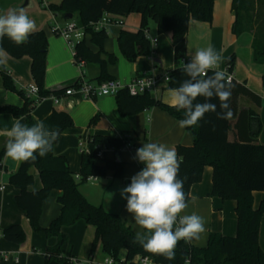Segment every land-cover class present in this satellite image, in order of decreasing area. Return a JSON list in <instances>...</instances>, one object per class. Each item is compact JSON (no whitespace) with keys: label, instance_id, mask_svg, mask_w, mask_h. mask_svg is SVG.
Segmentation results:
<instances>
[{"label":"trees","instance_id":"16d2710c","mask_svg":"<svg viewBox=\"0 0 264 264\" xmlns=\"http://www.w3.org/2000/svg\"><path fill=\"white\" fill-rule=\"evenodd\" d=\"M264 3V0H261ZM214 0H61L51 3L48 8L63 20H69L66 15L72 14L78 25L91 36V41L100 49L94 52L83 38L76 42L75 57L86 63H95L100 67L99 82L113 79L107 71L109 64H116V55L106 53L102 57L103 44L107 38V30H95L93 24L107 13L129 15L140 13L142 16L140 28L137 31L123 29L118 36L119 48L123 56L135 61L139 56L152 54V42L147 34L149 21L152 20L159 33L171 32L174 47L175 68L170 75L169 89L178 88L188 77L182 73L180 60L186 54V41L189 22L191 19L210 22L213 16ZM236 21L233 28L235 34L254 31L255 50L258 59L264 61V28L256 29L248 15L249 0H233ZM50 30L35 31L29 36L28 42L17 46L7 37L0 40V46L17 58L28 55L32 59V80L39 87L40 98L53 94L61 95L69 87L50 91L45 88L47 71L48 33ZM229 70L235 66V55L227 59ZM3 83L6 89L17 91L25 95V91L17 88L13 78L4 66H0ZM209 75L213 71H209ZM114 80V79H113ZM264 82V80H263ZM232 95L230 106L232 117L219 119L216 113L209 112L197 125L188 127L193 133L194 142L190 146H177V157L180 162L179 179H184V192L189 200L191 185L203 178L205 167L213 169L212 190L210 196H217L223 200L236 201L237 234L233 237L211 232L205 246H197L181 240L175 249L174 259L168 260L164 256L154 255L144 250L134 242L136 231L128 225L118 212L105 209L102 205L90 202L81 192L80 186L87 182L89 176H104L108 171L114 172L115 178H122L125 171L124 162L116 157L107 159L101 155L102 149H112L117 156L125 147L126 140L121 136L104 135L89 132L87 151L82 152L79 172H74L65 156L54 154V146L59 141L61 133L67 128L75 126V122L67 112L53 111L43 121L49 128H58L60 135L53 145V151L45 157L37 156L36 161H22L18 170L10 176V183L19 189L15 200L25 212L34 231H43L49 237H56L55 245L48 247L45 253L46 264H74L71 256L66 255L68 237L62 232L64 226H70L79 220L95 227V240L102 245L106 255L119 258L125 252L126 260L136 255H149L156 264H264V251L259 244V228L264 214V198L258 207H254L255 191L264 192V144L256 142L262 123L259 113L251 109H239L238 97L245 95L260 103L259 97L244 85L232 81ZM117 109L122 116H133L146 109L159 107L177 119H183V110L156 99L151 93L132 95L127 88L116 94ZM197 102H204L198 97ZM212 103L219 100L213 98ZM35 106L34 100L26 97L22 107L0 106V114L11 113L15 117L25 116L27 125L31 126L37 120L31 115ZM102 119L95 115L89 126H96ZM233 119H236L233 122ZM235 129L237 139H229V132ZM131 139V138H130ZM132 140V139H131ZM6 155V144L0 148V173L3 170V158ZM32 168H37L43 186L38 190H31L34 183ZM79 175L80 178L77 179ZM54 189L61 195L57 197L61 205V213L54 218L48 227L43 228L39 219L43 203ZM7 241L22 244L26 240V233L20 224H12L2 230ZM189 261V262H187Z\"/></svg>","mask_w":264,"mask_h":264},{"label":"crops","instance_id":"0c3cea01","mask_svg":"<svg viewBox=\"0 0 264 264\" xmlns=\"http://www.w3.org/2000/svg\"><path fill=\"white\" fill-rule=\"evenodd\" d=\"M46 2L50 4L47 0ZM232 2L233 0H214L213 16L210 22L190 20L185 56L191 59V55L197 49L211 46L221 56L217 70L226 71L228 70V57L235 55V66L232 71L235 82L249 88L260 100V103H257L251 98L241 95L238 97V107L239 109L256 110L259 113L262 129L256 142L264 144V61L259 60V55L256 54L254 31L234 33L236 15L231 5ZM19 8H24L28 16L35 21V31L50 30L55 23L62 25L65 22L59 15L56 22L54 13L48 6H43L40 0H0V14H6L10 9ZM107 14L113 19V22L107 23L105 26L107 38L104 41V51L101 55L104 58L106 53L117 56V63L109 64L107 67V71L113 79L122 82V84H128L143 72L153 69L171 71L175 68V51L171 32L159 33L156 24L150 20L147 34L149 38L156 39L152 48L153 52L150 55L139 56L135 61L130 62L123 56L119 48L118 36L123 29L131 32L137 31L140 28L142 16L140 13H131L125 16ZM84 39L94 52L99 51L100 48L91 41L89 34H86ZM73 54V49L67 40L50 30L45 76L46 89L55 91L64 86H71L83 72L85 78L90 82L100 83L98 81L100 67L95 63L85 62L84 67L81 68L75 63ZM31 63L32 59L28 55L20 58L10 55L5 67L17 88L24 91L29 85L35 83L32 80ZM2 78L3 75L0 71V106L22 107L27 97L26 93L23 95L17 91L6 89ZM170 90L168 86H162L151 95L171 105ZM69 102H73V105H70ZM55 110L70 114L75 126L61 133L59 141L54 146V154L65 156L70 168L77 173L78 169L75 170L73 167L77 166L79 156L81 165V143H85L81 141L77 151L74 150V145L77 144L78 138L84 137L87 141L90 131L104 135H127L132 139L135 148H140L145 143H158L174 148L177 152V146H190L194 142L191 130L188 127H179L180 119L175 118L169 112L159 107H152L133 116H122L117 109L116 97L112 95L97 99H85L75 94L69 98L65 96L60 104H56L52 96H48L35 102L30 113L37 121H41ZM97 114H100L102 119L96 126L90 127L91 119ZM17 119L22 124H27L25 116L15 117L11 113L0 114V130L10 129ZM235 120L233 119V122ZM237 136L235 129L229 132L230 140H236ZM6 141V137H0V148L6 144ZM135 154L134 150L122 149L118 155L126 164V176L123 180H128L129 184L131 177L145 167L143 163L134 159ZM105 157L113 160L117 154L114 150H107ZM21 162L7 155L3 158V170L0 173V248L5 252V259L0 264H46V250L56 244L57 238L49 237L43 231H34L25 212L16 203L15 197L19 193V189L13 186L9 179L18 170ZM31 173L34 176V183L29 186V189L38 190L43 186L39 171L37 168H32ZM212 176L213 169L210 166L205 167L202 180L191 185L187 201L189 207L184 213L195 212L204 217L206 221V231L201 235L199 241L194 242L197 246H205L211 232L230 237L237 234L236 201L223 200L220 197L209 195L212 190ZM109 178L110 182L106 189L116 183L117 178L114 177V172L110 174ZM80 190L90 201L89 194L82 190L81 186ZM59 195H61L60 190L54 189L43 203V211L39 219L43 228L48 227L51 221L61 213V205L57 201ZM253 196L254 207H258L264 198V192L255 191ZM191 197L196 198L195 202ZM122 201L117 202L111 199L106 201L110 205H106L104 202L96 205H102L108 211L118 212L134 231H144L135 224L132 215L127 212V201L123 198ZM16 223L20 224L26 233V240L22 244L7 241L2 235L4 228ZM62 232L68 237L67 256L74 257L84 264H105L103 260L106 254L102 250L101 243L95 240L96 232L93 225L79 220L74 225L64 226ZM259 244L264 251V214L259 228ZM124 255L125 252H122L120 256L124 257Z\"/></svg>","mask_w":264,"mask_h":264},{"label":"clouds","instance_id":"9594fccd","mask_svg":"<svg viewBox=\"0 0 264 264\" xmlns=\"http://www.w3.org/2000/svg\"><path fill=\"white\" fill-rule=\"evenodd\" d=\"M36 30V24L24 8L10 9L0 14V40L7 37L17 46L26 44ZM10 54L0 46V66H7ZM221 56L211 46L197 49L191 60L185 63L182 73L188 78L178 88L170 90L171 105L183 110L184 118L178 121L181 128L192 127L213 112L219 119H230L233 115L230 98L232 77L218 71ZM212 70L213 74L209 75ZM203 97L204 102H197ZM219 100L217 104L212 99ZM60 130L49 128L43 121L29 126L19 119L10 129L0 130L6 137V155L16 161H36L53 151ZM134 159L145 165L131 177V183L121 190L127 201L126 210L132 220L144 231L135 233L134 242L145 251L171 260L179 241L191 244L199 241L206 231L205 219L192 212L184 214L189 207L184 192V179L178 178L180 162L176 150L164 144L145 143L136 150ZM195 202V197H191Z\"/></svg>","mask_w":264,"mask_h":264},{"label":"built area","instance_id":"2783aa9c","mask_svg":"<svg viewBox=\"0 0 264 264\" xmlns=\"http://www.w3.org/2000/svg\"><path fill=\"white\" fill-rule=\"evenodd\" d=\"M40 2L43 6H49L46 0H40ZM57 16L58 15L54 13V19L56 22H57L56 20ZM110 22H113V19L110 18L108 14H105L104 16H102V18L99 21L93 24V27L95 30H101L105 28L107 23H110ZM50 30L64 37L67 40L69 46H71V48L73 49L75 63L78 64V66H80L81 68L84 67L85 61L78 60L75 57L74 46L76 42L81 41L86 35V32L84 31V29H82V27L78 25L77 21L70 18L69 20H65L64 24L62 25L59 23H55V25L52 26ZM150 40L152 42V48H153L154 44L156 43V39L150 38ZM190 60L191 59L189 57L183 56L180 60V63L182 66H184V64L190 62ZM227 69L228 70L224 72L230 75L233 81L234 75L232 71L229 70L228 65H227ZM171 72L172 70L171 71H163V70L158 71L157 69H153L149 72H143L142 74L138 75L128 84H122V82H119L116 79L114 80L109 79V80H106L100 83L96 82V84H94L85 78V75L83 72L80 75V77L76 80V82L73 85L67 87L61 95L53 94L51 96L54 99V102L56 104H60L61 102H63L65 96L69 98L72 95L78 94L85 99H97L99 97L106 96V95L116 96V94L121 89H124V88H127L130 94L132 95H139V94H144L147 92L152 94L158 88L162 86H168L169 81H170ZM25 93L27 97L34 100V102H37L38 100L42 99L39 96V87L35 83L29 85L26 88ZM69 104L73 105V102H69ZM121 138H124L126 140V144L123 149L134 150V151L138 149V148H135V146H133L132 140L130 139L129 136L123 135L121 136ZM81 150L82 152L87 151L88 150L87 144L85 146V144L81 143ZM107 150H112V149H102L100 151V154L101 155L105 154ZM78 178H80L79 175L77 176V179ZM97 178H98L97 176H89L87 177V181H92ZM4 257H5V252H3L2 249L0 248V263L3 259H5ZM70 260L74 264H84L78 261L76 258L74 259V257H70ZM103 261L105 264H156L155 260L149 255H136L131 260H126L125 257H121V256L119 258H115L114 256L106 255Z\"/></svg>","mask_w":264,"mask_h":264},{"label":"rangeland","instance_id":"374dc122","mask_svg":"<svg viewBox=\"0 0 264 264\" xmlns=\"http://www.w3.org/2000/svg\"><path fill=\"white\" fill-rule=\"evenodd\" d=\"M49 3H59L61 0H47ZM250 8L246 15L249 16L252 24L256 26V29L262 31L264 28V3L261 0H249ZM76 19V18H73ZM74 57V54L72 55ZM69 129V128H67ZM65 131V130H64ZM86 144V138H78L77 144L74 145V150L77 151L80 148V142ZM86 146V145H85ZM79 160L77 161L76 165L73 168L75 170L80 169V156L78 157ZM112 172L108 171L104 176L98 177L96 181H88L81 185L82 190L89 194L90 201L95 204L105 203L107 204V200L114 199L115 201L123 202L121 197V190L129 185L128 180L125 181L123 178L126 176V170L124 171V175L122 178H117L116 183L113 184L112 187H107L110 182V174ZM117 197V198H116ZM124 205V204H123ZM110 207V206H109Z\"/></svg>","mask_w":264,"mask_h":264},{"label":"water","instance_id":"95a60500","mask_svg":"<svg viewBox=\"0 0 264 264\" xmlns=\"http://www.w3.org/2000/svg\"><path fill=\"white\" fill-rule=\"evenodd\" d=\"M68 18H72V14H68L66 15ZM118 158H120L119 156H117Z\"/></svg>","mask_w":264,"mask_h":264}]
</instances>
